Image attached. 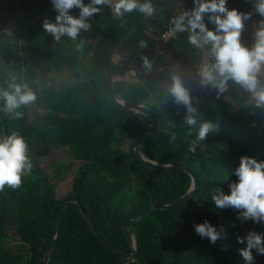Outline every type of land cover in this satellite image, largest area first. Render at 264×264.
Wrapping results in <instances>:
<instances>
[{
    "label": "trees",
    "instance_id": "trees-1",
    "mask_svg": "<svg viewBox=\"0 0 264 264\" xmlns=\"http://www.w3.org/2000/svg\"><path fill=\"white\" fill-rule=\"evenodd\" d=\"M3 1L9 3L5 10L0 5V59L20 61L21 72L13 76L0 69V88H7L16 77L17 83L26 82L36 92V109L48 111L42 120H36L31 114L33 104H29L17 110L23 113L20 119H12L3 111L0 99V136L18 131L29 145L33 162L19 188L6 185L0 191V264H44L69 198H80L99 234L116 250L131 256L133 247L124 224L144 209L178 200L192 185L191 176L183 170H157L140 162L134 143L153 123L118 104L109 89L107 58L123 34L145 14L133 11L120 17L114 14L113 5H99L100 12L88 18L89 31L82 30L76 41L67 36L57 41L43 28L45 19L55 22L58 15L52 0H0V4ZM166 1L151 3L155 8ZM193 3L182 0L145 22L126 39L110 64L118 95L149 107L158 123V130L141 141L144 155L157 163L183 165L198 181L187 201L147 213L130 228L136 256L128 264H247L240 249L247 247L248 232L264 233V223L242 221L237 210L217 209L212 200L217 191L230 193L229 184L238 182L234 172L242 156L264 161V107H257L252 94L230 80L228 84L236 86L232 94L226 89L218 95L213 89L204 101L192 99L197 124L190 128L184 122L186 108L175 104L163 85L171 83L173 66L199 74L204 65V51L188 42L187 31L171 40L163 56H155L153 51L156 37L179 16L175 9L189 11ZM256 3L227 0V7L250 13L252 20L261 17L255 11ZM79 13V8L70 9L76 17ZM205 23L214 30L207 15ZM10 25L17 31L4 43L1 40ZM81 40L83 47L78 48ZM141 42L146 46L141 47ZM145 57L163 71L145 76ZM64 74L70 79L67 84L58 80ZM182 80L186 82L184 77ZM203 122L212 123L214 130L192 153L189 144ZM170 133L176 134L171 143ZM54 147H66L71 160L56 163L49 171L42 159L49 158ZM69 173L74 175L70 188L58 197L53 179ZM204 221L223 228L225 235L215 245L195 231V225ZM10 227L15 228L26 251L12 252ZM238 237H244V243ZM252 254L251 264H264V255L256 249ZM48 264L126 263L98 238L79 204L71 202Z\"/></svg>",
    "mask_w": 264,
    "mask_h": 264
},
{
    "label": "clouds",
    "instance_id": "clouds-1",
    "mask_svg": "<svg viewBox=\"0 0 264 264\" xmlns=\"http://www.w3.org/2000/svg\"><path fill=\"white\" fill-rule=\"evenodd\" d=\"M54 9L58 12L55 22L44 20L43 28L59 41L62 36H67L76 41L80 32L89 31L91 24L88 20L100 12L99 5L112 6L113 0H52ZM80 9L79 16L70 14V9ZM114 14L122 17L124 13L139 11L151 15L154 11L151 0L140 3V0H115ZM255 11L264 17V0H257ZM215 26L210 30L205 23V16ZM251 19L250 13H243L236 8L229 9L227 0H194V7L171 19L172 31L189 33L188 42L198 49L210 46L209 51L213 62L205 64L200 71V83L203 87L218 90V95L223 93L231 80L252 94L257 107H264V81L260 79L264 74V20L260 21L255 32V42L251 47L241 41L245 22ZM141 47L146 45L141 42ZM83 47L81 40L77 45ZM144 67L150 70L152 65L147 57L144 58ZM168 92L174 97L177 105L186 108L184 122L190 128L197 124L189 89L185 86L178 74H173ZM0 99L4 101L3 111L12 119H20L22 112L17 111L22 106L34 103L37 100L36 92L25 83H17L16 77L11 78L7 88H0ZM214 130L210 122L200 124L198 132L191 140L188 150L196 152L200 142L205 141L209 132ZM191 135V131H189ZM169 142L176 140V134H169ZM33 162L29 156V145L25 138L18 132L0 136V191L5 186L12 189L19 188L22 178L32 171ZM238 182L229 184L230 193L223 189L217 191L212 200L217 209L232 208L237 210L238 219L264 223V161L254 157L242 156L239 166L235 169ZM196 233L202 238H207L212 245L225 235L223 228L208 221L195 225ZM247 247L240 249V254L251 264L254 260L252 250L256 249L264 255V233L249 231ZM244 237H238L244 243Z\"/></svg>",
    "mask_w": 264,
    "mask_h": 264
},
{
    "label": "water",
    "instance_id": "water-1",
    "mask_svg": "<svg viewBox=\"0 0 264 264\" xmlns=\"http://www.w3.org/2000/svg\"><path fill=\"white\" fill-rule=\"evenodd\" d=\"M182 0H168L162 4H160L159 6L154 8V11L151 15H144L143 17H141L131 28H129L124 34L123 36L120 38L118 44L115 46V48L113 49V51L111 52L110 56H108L107 58V63H106V67H105V71H106V77L109 83V89L110 92L113 94L115 101L120 104L121 106L125 107L128 110H131L135 113H139L142 114L146 117H148L151 122L153 123V128L149 131H146L145 133H143L141 135V137L135 141L134 143V150L136 153L137 158L140 160V162L149 168H153V169H157V170H169V169H180L185 171L186 173H188L191 176L192 179V185L190 187V189L188 190V192L183 195L181 198H179L178 200H175L169 204L166 205H153L147 209H144L142 211H140L137 215H135L133 218H131V220L124 224L123 228L124 231L126 233V236L128 237L130 244L133 247L132 250V254L131 256H126L124 254H122L121 252H119L118 250H116L111 244H109L100 234L99 232L95 229L94 224L92 223V221L90 220L86 209L81 201L80 198H69L65 201L63 207H62V211H61V216H60V220L57 226V231H56V235L54 237V240L49 248V250L47 251L45 257H44V264H48L50 257L52 255V252L56 246L57 240L59 238V234L64 222V218H65V213L67 210L68 205L71 202H77L80 206L81 212L85 218V220L87 221V223L90 225V227L93 229V231L97 234L98 238L108 247L110 248L113 252H115L117 255H119L123 262L128 264L131 263L135 260V256H136V240L135 237L130 233V228L141 218L143 217L145 214H149L154 210H167L168 208H172L174 206H178L182 203H184L185 201H187L195 192L197 186H198V181L196 176L190 171L188 170V168H186L183 165H177V164H161V163H157L154 162L150 159H148L143 151L141 150L140 144L141 141L145 138H147L148 135L156 132L158 130V123L152 113V111L150 110L149 107H147L146 105L142 104V103H134L128 99L122 98L118 95L115 87H114V82H113V77H112V73H111V69H110V64L112 62V58H114L120 51H121V46L124 44V42L126 41V39L134 32L136 31L140 26H142L145 22L149 21L150 19H152L153 17H155L156 15H158L160 12L171 8L177 4H179ZM162 111V106L158 107V112Z\"/></svg>",
    "mask_w": 264,
    "mask_h": 264
},
{
    "label": "rangeland",
    "instance_id": "rangeland-1",
    "mask_svg": "<svg viewBox=\"0 0 264 264\" xmlns=\"http://www.w3.org/2000/svg\"><path fill=\"white\" fill-rule=\"evenodd\" d=\"M20 1H24V0H20ZM9 1H3L0 5L3 6V10H5L8 6ZM114 4H115V0L113 1L112 5L114 8ZM194 6V3H193ZM175 12H177L179 15H181L183 12H185V10L182 7H177V9H175ZM264 20V17H256L252 20H247L245 22V28L244 31L242 32L241 35V41L242 43H244L245 45L251 47L252 44L255 42V32L257 31L260 21ZM152 27V25H151ZM215 29V28H214ZM17 31V27L15 25H10L6 27L5 30V35L2 38V42L6 43L9 41L10 36L12 34H15ZM23 35V39L24 41L26 40V34L25 32H22ZM23 41V42H24ZM210 46H206L203 51H204V65L205 64H210L213 62V57L210 54L209 51ZM121 61V58H118ZM203 65V66H204ZM0 69L4 70V72L11 74L13 76H18V74H20L21 72V62L19 61H11V60H4V59H0ZM171 76L173 74H178L181 78L184 77V79L186 80L183 81L185 86L189 89L190 94L192 99L197 100V101H204L206 99H208L209 97L212 96L213 94V88L209 87H203L201 86L200 83V73H194L192 69H185L183 67H178V68H173L170 70ZM64 79L62 81L63 84H67L69 83L70 79L68 74H64L63 76H60L59 79ZM261 80L264 81V74L261 75ZM170 82H164L163 85L164 87L168 90L169 86H170ZM227 91L228 93L232 94L235 89L236 86L235 84H228L227 86ZM253 100H255L253 98ZM32 111L31 114H34V118L36 120H42L45 113L48 111L47 109L44 108H40L38 107V109H36L35 104L32 103ZM43 164H44V168H46L49 171L53 170V167L56 163H64V162H68L71 160V156L69 155L68 149L66 147H54L52 149V155L49 158H43ZM73 173H69L67 174V176L65 177H60L57 178L56 180L53 179V181L56 184V190H57V196H63L66 192H68L70 185H71V180H73ZM8 232L10 235L13 236V241L12 244H10V249L12 250V252H21V251H26L27 250V246L22 243L20 241L19 236L15 233V228L14 227H10L8 229Z\"/></svg>",
    "mask_w": 264,
    "mask_h": 264
},
{
    "label": "built area",
    "instance_id": "built-area-1",
    "mask_svg": "<svg viewBox=\"0 0 264 264\" xmlns=\"http://www.w3.org/2000/svg\"><path fill=\"white\" fill-rule=\"evenodd\" d=\"M173 26L163 30L159 36L156 37V40L153 44V51L155 56H163L166 52V49L169 47L171 40L180 34V32L174 33L172 31ZM163 70L156 68V67H151L150 70L145 71V76L151 75V74H156L159 75Z\"/></svg>",
    "mask_w": 264,
    "mask_h": 264
},
{
    "label": "crops",
    "instance_id": "crops-1",
    "mask_svg": "<svg viewBox=\"0 0 264 264\" xmlns=\"http://www.w3.org/2000/svg\"><path fill=\"white\" fill-rule=\"evenodd\" d=\"M178 67H183V68H185V69H188V67H184V66H173L171 69H173V68H178Z\"/></svg>",
    "mask_w": 264,
    "mask_h": 264
}]
</instances>
